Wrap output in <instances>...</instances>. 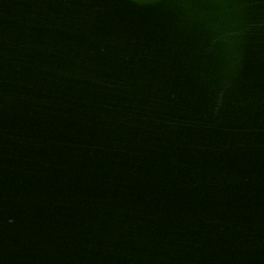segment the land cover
I'll use <instances>...</instances> for the list:
<instances>
[{"label": "water", "instance_id": "water-1", "mask_svg": "<svg viewBox=\"0 0 264 264\" xmlns=\"http://www.w3.org/2000/svg\"><path fill=\"white\" fill-rule=\"evenodd\" d=\"M0 264H264V0H0Z\"/></svg>", "mask_w": 264, "mask_h": 264}]
</instances>
